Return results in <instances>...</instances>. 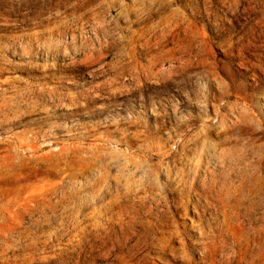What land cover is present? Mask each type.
<instances>
[{
    "label": "bare ground",
    "instance_id": "bare-ground-1",
    "mask_svg": "<svg viewBox=\"0 0 264 264\" xmlns=\"http://www.w3.org/2000/svg\"><path fill=\"white\" fill-rule=\"evenodd\" d=\"M208 1L211 8L216 3ZM241 1L222 0L236 17L248 10L241 8ZM5 2L0 0V21H11L14 18L5 10ZM61 7L72 11L45 27V15ZM197 17L202 15H189L184 0H57L34 13L39 23L36 30L19 34L26 52L37 42L46 57L73 55V66L101 62L117 74L133 68V76L139 74V78L144 73L158 83L165 78L166 83L183 84L187 97L201 110L213 105L216 114L208 121L193 113L182 117L175 104L172 111L164 112L154 105L151 111L163 121L160 126L151 128L146 122V129H137L144 124L139 119L122 125L115 148L121 156V176L108 193L104 192L103 165L107 157H114L107 145L77 150L81 152L79 164H69L74 156L63 151L57 154L65 163L59 166L62 180L22 202L24 224L30 223L29 236L35 244L46 248L54 240L66 239L65 229L82 238L103 224L108 229L117 222L122 264H147L150 257L167 264H176L173 260L264 264V133H260L264 122L250 112L230 109L233 103L225 94L231 83L213 52L218 44L227 58L249 59L251 67L246 68L264 70V49L246 42H252L257 30L264 36V25L227 26L218 18L203 22ZM134 23L142 24L133 30ZM146 53L150 55L144 64L141 59ZM111 56L113 60L107 63ZM195 76L198 88L189 90ZM214 81L222 88L221 94L214 92ZM16 82L5 81L11 88L5 91L12 98L21 93L23 82ZM233 140H247L245 148L229 152L227 146ZM106 141H111L110 135ZM50 157L40 153L37 158ZM95 168L98 174L94 176ZM182 216L190 222H180ZM132 240L136 241L129 244Z\"/></svg>",
    "mask_w": 264,
    "mask_h": 264
},
{
    "label": "rangeland",
    "instance_id": "rangeland-1",
    "mask_svg": "<svg viewBox=\"0 0 264 264\" xmlns=\"http://www.w3.org/2000/svg\"><path fill=\"white\" fill-rule=\"evenodd\" d=\"M56 1L6 0L5 10L14 19L0 21V106L3 105L4 109V113L0 114V264H122L117 222H113L108 229L103 224L82 238L65 229L66 239L54 240L44 248L35 244L29 236L30 223L24 224L26 211L23 200L62 180L59 166L65 163L58 159L57 154L63 151L75 157L70 158L69 164H79L82 159L77 157L81 153L77 150L82 151L83 147L91 148L97 144L107 145L114 157L106 156L103 165L106 176L104 192L108 193L110 187L117 186L121 176V156L115 148L121 139L119 132L122 125L139 119L144 124L137 129H146V122L151 128H156L157 123L160 126L163 121L157 120L156 113L151 111L154 105L164 112L166 109L172 111L173 104L181 109L182 117L193 113L199 114L202 120L212 121L216 116L214 106L206 111L201 110L195 100L187 97L183 84H169L165 78L158 83L144 73L139 78V74L133 76V68L117 74L114 68L101 62L73 66L70 63L73 55L46 57L37 42L31 52L24 51L19 34L29 29L36 30L39 23H35L34 13ZM184 2L189 15L200 13L202 17L197 18L203 22L218 18L227 26L247 22H261L264 25V0H242L241 8L246 6L248 10L237 17L222 0H216L212 8L208 0ZM71 11L69 7L54 8L45 15V27L60 22ZM141 24H132V29L140 28ZM260 32L263 34L262 30L255 31L252 42H246L264 49V36ZM129 34L131 32H126V35ZM213 52L218 59L217 65L224 66L226 73L223 76L231 83L225 94L226 99L233 103L234 108L230 109L243 111L244 114L250 112L251 116L264 122V70L257 72L246 68L247 65L251 67L247 61L249 59L227 58L226 51L218 44H215ZM246 53L252 61H258L251 53ZM149 55H142V63L147 64L145 58ZM112 60L111 56L106 62ZM6 80L23 82L21 93L15 98L6 93L9 87L5 84ZM198 80L197 76L192 77L188 89H197ZM214 83V92L221 94L222 88ZM161 130L166 137V129ZM108 135L110 142L106 141ZM246 141L233 140L227 150L239 152L245 148ZM121 146L123 151L127 147L125 144ZM40 153L51 157L48 160L38 159ZM92 172L94 176L98 174L96 168ZM9 203H12L11 208L7 207ZM178 220L190 222V218L185 216ZM147 264L167 262L150 257Z\"/></svg>",
    "mask_w": 264,
    "mask_h": 264
}]
</instances>
